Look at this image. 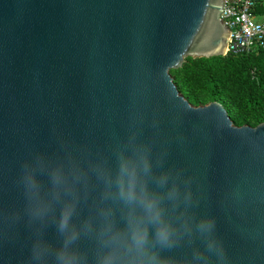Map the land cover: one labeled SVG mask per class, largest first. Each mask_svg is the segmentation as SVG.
I'll return each mask as SVG.
<instances>
[{
  "label": "water",
  "instance_id": "1",
  "mask_svg": "<svg viewBox=\"0 0 264 264\" xmlns=\"http://www.w3.org/2000/svg\"><path fill=\"white\" fill-rule=\"evenodd\" d=\"M226 1L0 0V264H55L54 254L34 260L33 245L42 237L54 252L62 243L56 223L72 197L30 221L26 165L46 193L56 168L86 174L73 223L99 226L101 207L118 218L121 206L102 200L93 169L114 174L133 136L149 149L154 175L191 190V222L215 220L224 264H264V122L237 127L220 103L194 107L170 75L187 58L227 55ZM77 247L95 264L93 240ZM197 249H205L198 234L162 255L195 264ZM209 264H219L215 255Z\"/></svg>",
  "mask_w": 264,
  "mask_h": 264
},
{
  "label": "clouds",
  "instance_id": "2",
  "mask_svg": "<svg viewBox=\"0 0 264 264\" xmlns=\"http://www.w3.org/2000/svg\"><path fill=\"white\" fill-rule=\"evenodd\" d=\"M117 161L114 174L100 166L93 169L97 179L105 185L102 200L115 201L121 206L118 218L112 207H101L97 212L101 221L99 226L91 219L79 226L73 223L79 204L76 186L87 182L86 174L76 168L68 172L56 168L48 173L51 191L46 193L37 178V169L25 166L21 184L28 201L30 221L43 222L54 202L65 196L72 197L64 200L56 223L62 238L60 247L53 252L42 237H38L32 249L34 260L40 261L54 254L55 264H88L87 256L77 247L81 238L87 237L96 246L95 264H173L162 253L177 248L185 237L191 240L198 234L205 249L194 251L195 264H209L210 255H215L219 264H224L223 247L214 236L215 220L205 218L194 224L191 222L186 215V210L193 204L191 190L182 193L170 174L154 175L149 149L135 144L133 136L129 148L118 153ZM44 168L39 162V169L43 171ZM153 182L158 189L166 191L153 190L150 187ZM168 205H171V212L178 215L170 216ZM182 205L183 212L180 211Z\"/></svg>",
  "mask_w": 264,
  "mask_h": 264
},
{
  "label": "trees",
  "instance_id": "3",
  "mask_svg": "<svg viewBox=\"0 0 264 264\" xmlns=\"http://www.w3.org/2000/svg\"><path fill=\"white\" fill-rule=\"evenodd\" d=\"M257 13L264 15V7ZM170 75L192 106L220 103L237 127L264 122V43L239 56L187 58Z\"/></svg>",
  "mask_w": 264,
  "mask_h": 264
},
{
  "label": "built area",
  "instance_id": "4",
  "mask_svg": "<svg viewBox=\"0 0 264 264\" xmlns=\"http://www.w3.org/2000/svg\"><path fill=\"white\" fill-rule=\"evenodd\" d=\"M264 0H227L221 19L230 30L227 55L249 53L264 43V15L257 13Z\"/></svg>",
  "mask_w": 264,
  "mask_h": 264
}]
</instances>
